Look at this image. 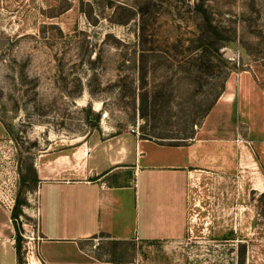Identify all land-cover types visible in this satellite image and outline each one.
<instances>
[{
	"label": "rangeland",
	"instance_id": "obj_1",
	"mask_svg": "<svg viewBox=\"0 0 264 264\" xmlns=\"http://www.w3.org/2000/svg\"><path fill=\"white\" fill-rule=\"evenodd\" d=\"M205 18L225 39L209 67L196 49ZM200 128L230 139L233 166L192 180L185 236L97 235L87 251L133 264H264V0H0V264H39L40 159L69 165L91 138L187 143Z\"/></svg>",
	"mask_w": 264,
	"mask_h": 264
},
{
	"label": "crops",
	"instance_id": "obj_2",
	"mask_svg": "<svg viewBox=\"0 0 264 264\" xmlns=\"http://www.w3.org/2000/svg\"><path fill=\"white\" fill-rule=\"evenodd\" d=\"M223 99L233 101L230 94ZM228 140L204 128L180 145L129 134L87 140V152L79 147L69 165L40 159L39 264H133L87 251L82 243L97 235L150 243L183 238L191 182L233 166Z\"/></svg>",
	"mask_w": 264,
	"mask_h": 264
},
{
	"label": "trees",
	"instance_id": "obj_3",
	"mask_svg": "<svg viewBox=\"0 0 264 264\" xmlns=\"http://www.w3.org/2000/svg\"><path fill=\"white\" fill-rule=\"evenodd\" d=\"M205 22L208 25V28H207L206 34H205L207 36L205 37V40H203V39L201 40L202 42H200L198 44V46H196V49L200 50L202 56L205 57V63L209 67V63H211V60H213L215 58L221 59V55L219 54V48H220L221 44L225 41V39L219 35L217 27L213 26L211 24V22H209L208 18H205ZM209 32H210V34H209ZM222 91H221V93H222ZM212 106L210 107V109L212 108ZM210 109L205 113V116L208 114ZM171 144L172 145H180L182 143H180V144L171 143ZM23 183H24V181H23ZM22 204H23L22 200L20 199V197L17 196L15 203H14V206H13L12 211H11V219L16 223L18 222L19 215L21 214ZM15 243H16V247H15L16 256L19 258L20 248H21L20 236L15 237ZM112 261L117 262L116 260H112Z\"/></svg>",
	"mask_w": 264,
	"mask_h": 264
},
{
	"label": "built area",
	"instance_id": "obj_4",
	"mask_svg": "<svg viewBox=\"0 0 264 264\" xmlns=\"http://www.w3.org/2000/svg\"><path fill=\"white\" fill-rule=\"evenodd\" d=\"M25 264H31V261L30 260H27Z\"/></svg>",
	"mask_w": 264,
	"mask_h": 264
},
{
	"label": "bare ground",
	"instance_id": "obj_5",
	"mask_svg": "<svg viewBox=\"0 0 264 264\" xmlns=\"http://www.w3.org/2000/svg\"><path fill=\"white\" fill-rule=\"evenodd\" d=\"M80 150V148H77V151Z\"/></svg>",
	"mask_w": 264,
	"mask_h": 264
}]
</instances>
